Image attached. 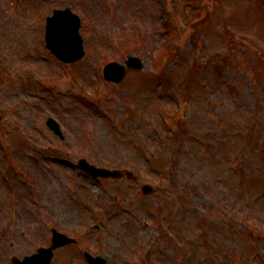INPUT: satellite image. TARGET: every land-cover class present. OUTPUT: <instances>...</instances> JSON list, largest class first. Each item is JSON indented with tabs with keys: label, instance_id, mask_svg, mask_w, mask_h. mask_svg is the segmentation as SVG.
<instances>
[{
	"label": "rangeland",
	"instance_id": "374dc122",
	"mask_svg": "<svg viewBox=\"0 0 264 264\" xmlns=\"http://www.w3.org/2000/svg\"><path fill=\"white\" fill-rule=\"evenodd\" d=\"M165 1L180 29L172 38L173 58L166 54L171 39L164 34L160 0H0V137L11 152L0 153V264L48 244L52 226L79 242L57 250L51 264H87L86 250L104 254L108 264H138L149 250L152 264H197L200 254V264H221L217 254L237 264H264V241L253 234L264 233V0H195L203 5L201 14L191 0ZM66 6L83 18L87 54L60 64L45 46V22L54 8ZM129 52L140 55L145 68L129 71L121 83H106V62ZM191 62L199 63V74ZM191 80L195 98L189 96ZM235 86L240 90L231 93ZM78 97L94 100L99 113ZM166 111L177 113L168 123L185 139L168 150L178 141L167 138L163 148L175 174L165 185L170 197L139 196L130 204L138 182L163 184L164 165L156 163L155 171L137 158L135 142L141 151L155 149L163 136L154 137L149 127L160 126ZM50 115L61 122L65 138L38 133V120L45 129ZM188 133L203 135L207 144ZM38 134L43 153L36 158L33 151L30 158L25 140L29 144L32 136L35 145ZM82 154L133 168L140 178L135 185L125 178L92 179L75 168V156ZM102 187L123 189L119 203L128 209L109 213L105 218L113 219L105 224L94 216L101 212L94 197V211L76 203L90 201ZM152 208L154 228L161 210L163 236L144 234L143 224L137 225L134 213L151 221Z\"/></svg>",
	"mask_w": 264,
	"mask_h": 264
},
{
	"label": "water",
	"instance_id": "95a60500",
	"mask_svg": "<svg viewBox=\"0 0 264 264\" xmlns=\"http://www.w3.org/2000/svg\"><path fill=\"white\" fill-rule=\"evenodd\" d=\"M71 15L70 17H62L60 15L62 14ZM74 15L67 13V12H60L55 17L50 19L49 22V29H48V42L49 46L64 60H74L83 55V45L82 40L79 33V21L77 18L73 17ZM129 64H133L136 67L142 66L141 61L137 59L136 57L130 58L128 60ZM110 68L112 67H118L119 75L116 76H110V68L107 71V78L108 79H114L118 80L124 75L125 67L121 65L120 63H113L109 65ZM92 170H95L92 167ZM96 171V170H95ZM107 173L104 174H113V175H119L120 172L118 171H107L104 170ZM47 251V250H43ZM48 251L46 254L38 255L34 257L28 258V260H31L30 263L32 264H39V261L43 259L49 258ZM16 261H18L16 259ZM43 264H47V261Z\"/></svg>",
	"mask_w": 264,
	"mask_h": 264
}]
</instances>
